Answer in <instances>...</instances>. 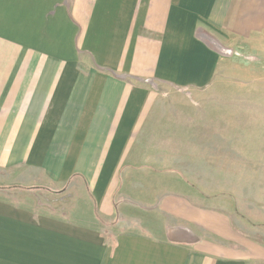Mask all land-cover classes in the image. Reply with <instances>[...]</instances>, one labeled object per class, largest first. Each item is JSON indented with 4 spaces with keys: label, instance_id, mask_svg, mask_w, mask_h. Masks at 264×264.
I'll use <instances>...</instances> for the list:
<instances>
[{
    "label": "crops",
    "instance_id": "obj_1",
    "mask_svg": "<svg viewBox=\"0 0 264 264\" xmlns=\"http://www.w3.org/2000/svg\"><path fill=\"white\" fill-rule=\"evenodd\" d=\"M251 57L264 69V0H0V168L79 175L112 220L120 172L144 168L133 157L157 89L202 91L219 72L245 76L232 65ZM12 197L0 196V264L264 261L227 215L181 194L159 202L172 225L143 219L112 238Z\"/></svg>",
    "mask_w": 264,
    "mask_h": 264
},
{
    "label": "rangeland",
    "instance_id": "obj_2",
    "mask_svg": "<svg viewBox=\"0 0 264 264\" xmlns=\"http://www.w3.org/2000/svg\"><path fill=\"white\" fill-rule=\"evenodd\" d=\"M214 46L224 56L243 57L216 40ZM254 63L251 57L246 66L232 65L246 75L219 72L199 92L157 89L159 104L139 134L141 154L133 157L144 168L123 167L112 220L96 217L92 192L79 175L65 185L38 168H0V196L25 198L37 211L78 222H97L112 238L142 227L143 219L172 225L176 220L159 202L176 193L227 215L235 230L264 248V69ZM162 181L165 188L157 187Z\"/></svg>",
    "mask_w": 264,
    "mask_h": 264
}]
</instances>
